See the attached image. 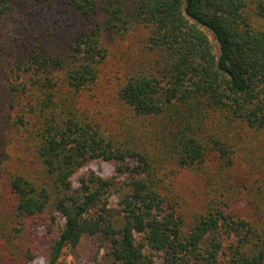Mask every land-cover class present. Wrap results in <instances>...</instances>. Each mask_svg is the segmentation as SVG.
Returning <instances> with one entry per match:
<instances>
[{"label":"trees","instance_id":"trees-1","mask_svg":"<svg viewBox=\"0 0 264 264\" xmlns=\"http://www.w3.org/2000/svg\"><path fill=\"white\" fill-rule=\"evenodd\" d=\"M84 238L264 264V0H0V264Z\"/></svg>","mask_w":264,"mask_h":264},{"label":"rangeland","instance_id":"rangeland-1","mask_svg":"<svg viewBox=\"0 0 264 264\" xmlns=\"http://www.w3.org/2000/svg\"><path fill=\"white\" fill-rule=\"evenodd\" d=\"M89 171H93L103 178L114 176L113 164L103 161H93L73 175L71 181L74 188L78 187L77 181L79 177ZM187 177L190 178L188 175ZM110 202L112 206H115L117 197H112ZM103 252L97 240L84 238L75 249L65 250L62 261L67 264H102ZM34 264H44V259H38Z\"/></svg>","mask_w":264,"mask_h":264}]
</instances>
